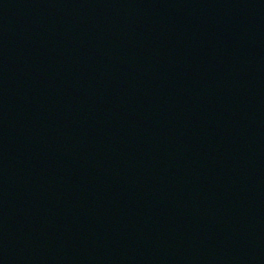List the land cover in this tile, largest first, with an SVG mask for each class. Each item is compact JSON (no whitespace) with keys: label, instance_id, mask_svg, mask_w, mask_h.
<instances>
[{"label":"water","instance_id":"obj_1","mask_svg":"<svg viewBox=\"0 0 264 264\" xmlns=\"http://www.w3.org/2000/svg\"><path fill=\"white\" fill-rule=\"evenodd\" d=\"M0 264H264V0H0Z\"/></svg>","mask_w":264,"mask_h":264}]
</instances>
